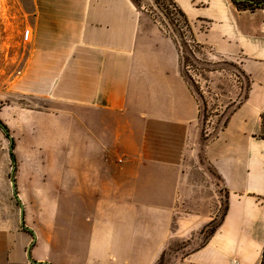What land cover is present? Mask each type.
<instances>
[{"label": "crops", "instance_id": "1", "mask_svg": "<svg viewBox=\"0 0 264 264\" xmlns=\"http://www.w3.org/2000/svg\"><path fill=\"white\" fill-rule=\"evenodd\" d=\"M20 1L30 41L0 80V264H264V6L173 0L250 81L203 145L178 43L149 11Z\"/></svg>", "mask_w": 264, "mask_h": 264}, {"label": "rangeland", "instance_id": "2", "mask_svg": "<svg viewBox=\"0 0 264 264\" xmlns=\"http://www.w3.org/2000/svg\"><path fill=\"white\" fill-rule=\"evenodd\" d=\"M136 2L153 13L155 21L178 43L184 76L196 93L200 107L204 145L208 139L215 138L221 132L227 117L246 98L250 81L241 72L240 64L213 57L210 55V49L205 46L193 53L194 47L192 50L189 48L192 40H195L191 25L189 24L188 28L176 20L166 0ZM25 12L20 0H0V63L4 64L2 72L0 70V80L1 76L6 77L7 71L11 73L19 69L18 64L24 55L22 46L24 37H21V32L24 33L27 29ZM16 133L19 134L18 131Z\"/></svg>", "mask_w": 264, "mask_h": 264}, {"label": "trees", "instance_id": "3", "mask_svg": "<svg viewBox=\"0 0 264 264\" xmlns=\"http://www.w3.org/2000/svg\"><path fill=\"white\" fill-rule=\"evenodd\" d=\"M134 1L136 2V0H134ZM166 1L168 2V5H169L170 10H172L171 11L172 12V15H175L176 16L175 19L178 20L179 22H181L182 24H184V26H187L189 28V21L187 20V18L185 16V13L182 11V9L173 0H166ZM233 1H234V4L237 6V8L240 9V10L255 11L256 9L261 8V7L264 6V0H233ZM136 4H137V2H136ZM138 6H140V5H138ZM151 14H152V16H154L153 13H151ZM192 42L193 43H192V45H189V48L192 50L193 47H194L195 50H193V53H196L199 50H202L204 48V46L201 45L196 40H192ZM189 87L191 88L190 85H189ZM191 90L193 91V93H195L192 88H191ZM195 95H196V93H195ZM1 125L3 126L2 122H1ZM7 136L10 137L9 134ZM11 155L14 158V154L11 153Z\"/></svg>", "mask_w": 264, "mask_h": 264}, {"label": "built area", "instance_id": "4", "mask_svg": "<svg viewBox=\"0 0 264 264\" xmlns=\"http://www.w3.org/2000/svg\"><path fill=\"white\" fill-rule=\"evenodd\" d=\"M31 32L29 29H26L23 33L24 40L28 41L30 38ZM232 264H240L237 259L232 260Z\"/></svg>", "mask_w": 264, "mask_h": 264}, {"label": "water", "instance_id": "5", "mask_svg": "<svg viewBox=\"0 0 264 264\" xmlns=\"http://www.w3.org/2000/svg\"><path fill=\"white\" fill-rule=\"evenodd\" d=\"M0 125H1V122H0ZM1 128L3 129V126L1 125ZM47 264V263H46Z\"/></svg>", "mask_w": 264, "mask_h": 264}]
</instances>
